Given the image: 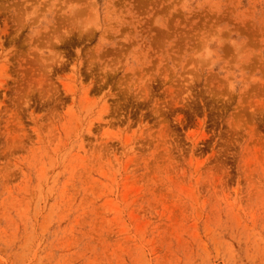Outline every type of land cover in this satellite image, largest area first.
<instances>
[{"label":"rangeland","instance_id":"374dc122","mask_svg":"<svg viewBox=\"0 0 264 264\" xmlns=\"http://www.w3.org/2000/svg\"><path fill=\"white\" fill-rule=\"evenodd\" d=\"M0 264H264V0H0Z\"/></svg>","mask_w":264,"mask_h":264}]
</instances>
